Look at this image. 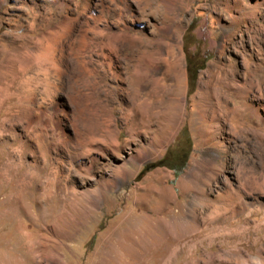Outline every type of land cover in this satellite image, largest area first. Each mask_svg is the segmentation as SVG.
<instances>
[{
  "label": "rangeland",
  "instance_id": "374dc122",
  "mask_svg": "<svg viewBox=\"0 0 264 264\" xmlns=\"http://www.w3.org/2000/svg\"><path fill=\"white\" fill-rule=\"evenodd\" d=\"M0 3V264H264V0Z\"/></svg>",
  "mask_w": 264,
  "mask_h": 264
},
{
  "label": "trees",
  "instance_id": "16d2710c",
  "mask_svg": "<svg viewBox=\"0 0 264 264\" xmlns=\"http://www.w3.org/2000/svg\"><path fill=\"white\" fill-rule=\"evenodd\" d=\"M202 69L197 67L195 62L191 59L187 60V76L189 85L194 86L197 78L198 70ZM191 151L190 139L186 135V132L181 133L180 138L177 140L176 151L169 154L170 167L173 170L175 176L179 175L186 166V162Z\"/></svg>",
  "mask_w": 264,
  "mask_h": 264
},
{
  "label": "bare ground",
  "instance_id": "6f19581e",
  "mask_svg": "<svg viewBox=\"0 0 264 264\" xmlns=\"http://www.w3.org/2000/svg\"><path fill=\"white\" fill-rule=\"evenodd\" d=\"M55 3V2H54ZM1 4V3H0ZM130 9V8H129ZM96 18V17H95ZM166 28V27H165ZM63 33V32H62ZM53 44V43H52ZM105 45V44H104ZM111 46V45H110ZM112 48H114V47H112ZM111 48V49H112ZM51 50V49H50ZM101 50V49H100ZM56 52V51H55ZM55 52L52 50V51H50V52H47L46 54L44 53V55L43 54H41V55H38L37 56V58H35V59H37L38 61H39V63H43V64H46L48 67H49V69H51V70H54V71H56V70H58V60H56L55 59ZM61 57V56H60ZM58 58V57H57ZM104 58V57H103ZM108 58V57H107ZM111 62V61H110ZM38 63V62H37ZM105 64H108V63H105ZM110 65V64H109ZM108 66V65H107ZM160 80V79H159ZM173 94H175V93H173ZM169 95H170V97H172V93H170L169 92ZM174 96V95H173ZM171 100V99H170ZM169 101V100H168Z\"/></svg>",
  "mask_w": 264,
  "mask_h": 264
}]
</instances>
